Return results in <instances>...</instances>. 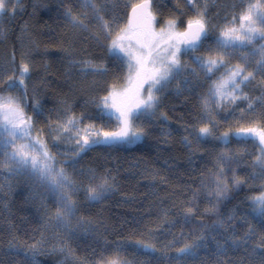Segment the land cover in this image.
Here are the masks:
<instances>
[{"label":"snow or ice","instance_id":"obj_1","mask_svg":"<svg viewBox=\"0 0 264 264\" xmlns=\"http://www.w3.org/2000/svg\"><path fill=\"white\" fill-rule=\"evenodd\" d=\"M185 2L195 10L186 22L178 17H170L159 27L154 0H137L132 3L127 22L115 27V18L108 16L115 5H110L108 0H80L81 11L66 9L64 17L74 33H89L83 39H92L105 47L107 60L121 69L110 83H105L100 89L102 95L91 97L89 102L95 104L98 110L96 118L83 112L76 115L72 104L65 98L60 102L62 108L57 111L55 118L49 116L44 127L37 128L36 122L43 115L44 109L37 100L32 106L33 114L29 115L26 111L25 78L30 65L22 63L18 84L14 77H7L6 87L23 89V93L0 95V152L4 156L2 166L9 174L26 175L47 190L54 204V211L49 214L46 209L44 227L52 226L71 234L76 228L91 225V218L78 215L79 193L83 190L88 202L98 203L116 187V177L110 175L108 170L98 173L94 169H82L79 173L81 178L77 179L65 167H57L56 155L49 150V136L53 141H74L73 164L76 162L75 158L93 146L111 148L138 142L148 134L146 121L150 122L152 118L168 119L165 112L159 111L168 94V86L176 80L177 95H181L183 91L191 92L201 73L211 82L207 92L200 97L199 113L187 125L193 130L194 138L185 136L182 143L190 152L195 153L200 144L210 138L224 145L229 144L232 137L238 141L249 138L256 140L258 154L254 157L253 167H258L259 174L264 177V43L255 47L258 41H264V0H249L246 5H232L231 18L226 16L221 24L210 20L207 5L200 6L197 0ZM237 7L238 12L235 10ZM4 10L5 2L0 0V12ZM3 34L5 29L0 26V35ZM239 49L249 51L241 52L238 61L233 63L234 53ZM29 54L21 53L25 58ZM189 54L190 62L182 59ZM250 55L259 57L254 67L249 65ZM79 63L85 66L83 71H91L93 75L104 77L108 73L104 60H83ZM253 81H256L255 85ZM249 86L258 87L261 95L251 96L246 91ZM245 101L246 107H241V103ZM257 104L260 105L259 110ZM229 106L232 108L230 114L233 115V121L229 122L227 130L217 135L221 120L227 119L220 117V111ZM236 109L239 110L238 116L234 114ZM86 116L90 121L87 124L84 123ZM96 119L101 122L97 124ZM34 131L36 135H33ZM236 158V154L230 150L221 151L216 157L215 180L208 191V196L214 197V202L210 199L209 206L202 213L198 207L196 192H193L191 199L181 202L180 219L185 226L194 225L190 230V243H184L176 249L174 256H168V249L173 247V242L169 241L162 248H157L153 242L156 239L155 230L149 228L146 238L135 242L138 251L149 257L155 256L159 251L167 257V264H188L190 260H196L200 250L207 249L211 241L215 245L212 264H264V231L260 233L259 245L251 248L247 246L248 241L256 235V229L251 224L242 237L237 236L234 229L231 236L220 234L219 231L221 228L227 231V223L235 218L230 215L226 222L218 205L229 192L225 172L228 164ZM161 179L167 183V178ZM246 182L233 172L230 181L233 188ZM162 211L163 217L157 228L162 223L175 226L178 221L169 216V210L165 208ZM252 211L255 217L260 218V227L264 229V194L252 198ZM204 215L218 218L209 224L204 222ZM218 235H223V238L218 239ZM39 244L37 242L25 249H17L15 243L10 241L9 248L22 252V259L18 264H38L36 255ZM239 249L246 255L235 261L229 260V252ZM158 261L159 258L157 264ZM106 264L127 262L110 260ZM143 264L152 262L146 260ZM200 264H205V261L201 260Z\"/></svg>","mask_w":264,"mask_h":264},{"label":"trees","instance_id":"obj_2","mask_svg":"<svg viewBox=\"0 0 264 264\" xmlns=\"http://www.w3.org/2000/svg\"><path fill=\"white\" fill-rule=\"evenodd\" d=\"M242 1L206 0L201 5H207L208 17L213 23L221 24L226 16L231 18L227 15L231 6ZM108 2L115 5L108 13L109 18H115V27L127 22L130 6L137 0ZM154 3L158 6L157 20L161 24L170 17H178L186 22L190 16L187 13L190 14L193 10L185 0H154ZM67 8H72L74 12L81 11L80 0H20L16 9L1 24L5 34L0 35V66L2 62H8L11 73L0 81V93L12 90L5 85L7 77L12 76L19 83L21 53H30V68L26 77L31 86L26 83L25 102L29 115L33 114L35 100L44 109L43 115L36 122L37 127H44L49 116L55 118L57 111L62 108L60 102L65 98L72 104L76 115L83 112L96 118L98 110L95 104L89 102L91 97L102 95L100 89L121 71L112 61L107 60L105 47L92 39H83L89 33H74L64 17ZM83 60L106 61L108 73L100 77L93 75L91 71H83L85 66L79 63ZM259 78L258 76L257 79ZM204 84L198 91L193 89L177 95V81L174 80L168 86V94L159 110L165 112L168 119L152 118L150 122L146 121L148 134L140 142L111 148L93 146L75 158L74 164L71 162L74 151L56 157L57 167H65L77 179L81 178L79 173L82 169H94L98 173L108 170L110 175L116 177L115 190L98 203L88 202L83 190L79 193L78 215L91 218L94 231L85 233L83 228L64 235L62 230L59 229L58 232V228L51 226L46 229L44 217L46 209L49 214L54 211L52 199L47 200L46 196L29 185L9 186L0 152V261L3 264H18L22 259V252L17 249H25L37 242L41 244L45 237L56 235L61 238V244L65 245L62 253L68 259L62 260L53 253V248L50 252L52 246L47 245L44 246L47 247L46 251L36 256L38 264H106L110 260L126 261L127 264H143L144 261L151 260L152 264H157V258L158 264H167V257L161 252L158 251L153 257L145 256L138 251L135 242L145 239L149 228L155 230L156 239L153 242L157 248H162L169 241L173 242V247L168 249V256H174L177 248L191 242L190 230L194 225L185 226L180 219L181 202L191 199L193 192H196L201 213L209 206L210 199L214 202V197H209L208 191L215 180L216 157L224 150H230L237 158L227 166L225 177L229 182V192L220 200L218 209L226 222L230 215L235 218L227 223V231L225 228L219 230L220 234L231 236L234 229L235 234L242 237L251 224L256 229V235L248 241L247 246H258L260 233L264 229L260 227V218L253 214L252 198L264 191V177L259 174L258 167H253L254 157L258 154L255 143L249 139L238 141L234 138L224 145L210 138L202 142L195 153L190 152L182 143L185 136L194 138L193 130L187 125L199 113V91H203ZM255 84L256 81H253V85ZM246 91L254 97L261 95L258 87L249 86ZM246 105L245 101L240 106ZM259 108L260 105L257 104V110ZM231 112V106L220 111V117L227 119L221 120L217 135L227 130L229 122L233 121ZM234 114L238 116L239 110L236 109ZM87 116L84 121L86 124L90 122ZM95 122L99 124L101 121L96 119ZM234 127L233 122V130ZM33 134L36 135L35 131ZM65 161L67 163H62ZM233 172L247 182L233 188L230 183ZM162 177L167 178V183L162 181ZM165 208L169 210V216L178 222L175 226L162 223L157 228ZM217 218L203 216L204 222L209 224ZM223 235H218L217 238L222 239ZM10 241L15 243L17 249L9 248ZM50 242L55 243L53 240ZM214 249V243L209 241L207 249H201L197 259L190 260L188 264H200L201 260L205 264H212ZM46 252L51 254L44 256ZM245 255L242 249L230 251L228 259L235 261ZM64 256L62 255L63 258Z\"/></svg>","mask_w":264,"mask_h":264},{"label":"rangeland","instance_id":"obj_3","mask_svg":"<svg viewBox=\"0 0 264 264\" xmlns=\"http://www.w3.org/2000/svg\"><path fill=\"white\" fill-rule=\"evenodd\" d=\"M163 1H165V0H163ZM202 1H206V0H197L198 5L203 6L201 4H204L205 2H202ZM4 2H5V5H6V10L0 12V26H1L2 22H3V20L7 18L6 16L10 12H13L16 9V5H17V0H4ZM248 2H249V0H243L241 3H237L235 5H237V6H239L240 4H245L246 5ZM19 7H20V5H19ZM157 7H155V9H154L156 14L158 13ZM235 10L238 12L239 11V7H237ZM194 11L195 10L193 9L190 12V14L189 13H187V14L188 15H193ZM232 12H233V8L230 11L227 12V15L229 17H231ZM181 13H185V11H181ZM160 25H161V23H158L157 27H159ZM261 43H264V41H258L257 44L255 45V47L258 48L259 44H261ZM248 51H249V49H239V50H237L234 53V58H233L232 62L236 63L238 61V58H239L241 52H248ZM29 56L30 55H28V57ZM28 57L25 58V57H22V55H21L22 63H28L29 64V58ZM190 57H191V54H189L187 56H184L183 59L190 62ZM258 58H259L258 55H256V56H251L250 55L249 56V65H250V67H254L255 66V62H256V60ZM192 66L195 67V65H192ZM10 73H11V69L8 66V62H5V61L2 62L1 66H0V81L3 80L6 76H8ZM216 75L218 76L219 73H217ZM25 79H26V83L29 85L30 84L29 79L27 77ZM212 79H215V77H212ZM204 81H206L205 84L203 83ZM210 82L211 81L210 80H206L204 78V76H203V73H201L200 79L197 82H195L196 86L194 88L195 90L198 91V88L201 87V85L204 84L203 91H201V92L199 91V98L204 93L207 92V89H208V86H209ZM30 86H31V84H30ZM32 90H33V93H34V88ZM22 93H23V89H19V90L18 89H12L11 91L0 93V95H8V94H11V95H22ZM34 96L36 97L35 93H34ZM35 102H36V100H35ZM37 128H40V127L38 126ZM234 138L235 137H232L231 140L234 139ZM249 140L254 142L256 146H258V141L253 140L251 138H249ZM140 141H138V142H140ZM135 143H137V142H135ZM132 144H134V143H132ZM128 145H131V144H126L124 146H128ZM48 146H49V150L53 154H55L56 157L57 156H61V155H66V154L74 151V141H68V140L53 141L51 136L48 137ZM2 156H3V153H2ZM3 161H4V156L2 158V162ZM3 170H4V174H6V176H7V177L5 176V178H6L7 184L9 186H15L14 184H19L20 187L29 185L30 187H32L35 190H37L40 194L46 196L47 200L51 199L49 194L47 193V190L45 188L39 186L37 182H34L32 179H29L26 175L9 174L8 170L6 168H4V167H3ZM14 181H17V183H13ZM261 194H264V191ZM50 227L51 226L47 227L46 229H48ZM83 228H84L85 233L90 232V231H94V227L92 225L91 226L87 225V226H85ZM83 228H76L73 232L83 230ZM60 230H62L64 232V235H67V234L70 235L69 233H67L63 229H60ZM60 230L58 229V232ZM47 238H49V239H47ZM51 240L55 241V243H51L50 242ZM60 244H61V238H58V236H56V235L47 236V237L44 238V240L39 245L38 253H41L42 251H46L47 247H44V246L51 245L52 247H51V249L49 251L51 252V250L53 248V251H55L53 253H56L58 256H60L62 260H65L66 257L64 256V254L61 251V248H63L65 245H62V244L60 245ZM50 252H46L44 256H49L51 254ZM38 253L36 255L37 257H38ZM62 255L64 256V258L62 257ZM66 259H68V258H66Z\"/></svg>","mask_w":264,"mask_h":264}]
</instances>
